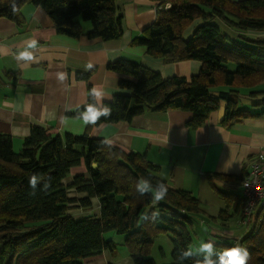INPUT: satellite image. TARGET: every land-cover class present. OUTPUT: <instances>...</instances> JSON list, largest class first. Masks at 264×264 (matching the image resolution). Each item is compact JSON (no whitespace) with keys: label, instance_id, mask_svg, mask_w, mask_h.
Returning a JSON list of instances; mask_svg holds the SVG:
<instances>
[{"label":"trees","instance_id":"obj_1","mask_svg":"<svg viewBox=\"0 0 264 264\" xmlns=\"http://www.w3.org/2000/svg\"><path fill=\"white\" fill-rule=\"evenodd\" d=\"M120 0H0V17L22 27L26 4L43 7L59 33L72 37L87 35L105 40L123 36L124 15ZM157 8L155 21L141 36L132 40L145 45L147 52L166 63L199 60L200 71L190 77H163L143 63L119 58L108 68L133 78H121L119 85L130 93H115L100 104L92 96L88 103L108 107L111 112L96 124L129 121L148 109H183L193 113L191 127L203 125L210 113L226 102L224 124L261 117L264 110L252 111L242 99L264 95L256 88L264 82V0H152ZM171 6L164 8V4ZM15 6L16 11H13ZM161 7V8H160ZM199 23L190 37L186 30ZM87 21L88 28L82 22ZM232 30V31H229ZM234 32V33H232ZM92 69L78 71L89 80ZM264 104V98L261 100ZM92 124L82 134L54 135L35 126L16 150L11 134L0 132V264H85L87 257L103 249L114 250L116 243L105 238L107 231L124 235L135 264H176L180 251L198 247L194 217L205 214L200 199L192 191L173 186L161 174V167L146 153L126 151L106 139L90 135ZM84 162L87 175L77 174L69 185L64 179L73 166ZM248 170L227 178L235 186L242 183ZM35 174L38 183L30 187ZM207 181L223 196L224 208L216 220L241 215L246 198L241 192L217 189L213 177ZM168 186L165 200L155 203L151 193L136 191L140 178ZM237 187V186H236ZM85 197L70 196L71 189ZM93 197L100 201V212L75 218L69 211L72 203L92 208ZM160 215L152 219L151 213ZM198 217V216H197ZM249 231L239 238L218 239V251L239 244L249 252L247 264H264V205L258 204ZM171 234L172 259L159 263L151 247L160 234ZM207 242V241H205ZM193 256L185 264H195Z\"/></svg>","mask_w":264,"mask_h":264},{"label":"crops","instance_id":"obj_2","mask_svg":"<svg viewBox=\"0 0 264 264\" xmlns=\"http://www.w3.org/2000/svg\"><path fill=\"white\" fill-rule=\"evenodd\" d=\"M156 7L152 0H120L124 33L122 37L110 40L87 35L76 38L59 33L47 11L29 3L22 7L26 18L22 27L0 17V132L11 134L14 147L20 148L35 126L61 136L84 133L90 123H85L82 118L85 110L80 108L88 103L90 87L103 93L98 101L100 104L111 100L115 93H130L120 87L119 80L133 78L108 68V63L119 58L143 63L165 78L196 75L202 67L199 60L166 63L150 55L145 45L132 42L155 21ZM199 23V19L195 20L185 36L190 37ZM83 24L87 29L88 24ZM30 40L36 41L35 48L28 47ZM24 52L33 59H22L21 53ZM89 64L92 65L90 69L86 67ZM91 69L89 80L77 76L78 71ZM61 74L66 77L63 82L58 79ZM256 88L264 90V85ZM262 98L264 95L261 94L256 97L245 95L242 102L246 107L248 103L259 105ZM225 108L226 102L221 101V106L196 128L188 124L194 116L189 110L148 109L129 121L95 122L90 135L104 138L126 151L146 153L152 162L160 165V174L170 184L192 191L200 202H205L202 192L206 187L212 188L207 181L208 174H222L221 178L213 177L214 182L238 188L242 193V183L236 187L227 178L232 179L231 175L248 170L250 162L264 150V115L224 124ZM70 174L64 179L67 185L73 182L75 175H87L85 164L72 168ZM86 195L71 189L72 197ZM91 201L92 208L83 207L76 201L69 211L75 218L98 214L99 199L93 197ZM224 205L222 199L216 205L217 211H210L209 207L202 205L206 213L194 217L199 240L215 242L233 238L239 241L249 231V227L242 224L241 215L232 214L224 220L209 217L218 216ZM109 235L107 239L115 242L116 235ZM124 239L123 248L103 249L87 257L85 264H135Z\"/></svg>","mask_w":264,"mask_h":264},{"label":"clouds","instance_id":"obj_3","mask_svg":"<svg viewBox=\"0 0 264 264\" xmlns=\"http://www.w3.org/2000/svg\"><path fill=\"white\" fill-rule=\"evenodd\" d=\"M13 11H16L15 6H13ZM28 47L35 48L36 41L30 40ZM21 58L26 60L33 59L28 52L21 53ZM86 67L90 69L92 65L89 64ZM58 79L63 82L66 77L64 74H61ZM91 94L96 101H99L103 95L102 92L95 88L92 89ZM110 112L111 110L108 107H98L96 104H89L86 106L85 112L82 113V118L86 124H95L101 116L107 117L110 115ZM37 183L38 177L33 174L29 179V185L35 189ZM136 191L141 195L151 193L153 201L159 203L165 200L168 193V186L163 181H158L153 184L150 179L142 177L136 183ZM159 215V211H153L151 213L152 219L157 218ZM193 256L199 257L195 260V264H247L249 260L248 250L239 244L218 251L215 242L209 239L207 242L201 241L196 248L189 247L181 250L176 258V264H185Z\"/></svg>","mask_w":264,"mask_h":264},{"label":"rangeland","instance_id":"obj_4","mask_svg":"<svg viewBox=\"0 0 264 264\" xmlns=\"http://www.w3.org/2000/svg\"><path fill=\"white\" fill-rule=\"evenodd\" d=\"M83 22H87V21H83ZM83 22H82V24H83ZM87 23L90 24L89 22H87ZM193 24H194V21L192 22L190 27L187 29V31L191 28V26H193ZM83 26L85 27L84 24H83ZM187 31H186V34H187ZM259 85L263 86L264 83L262 82ZM243 104H245V103L243 102ZM246 105L248 106L249 109H251L252 111H255V112L256 111H261L262 109H264V104L256 105V104L248 103ZM15 147H16L17 150L20 149L19 146H15ZM77 167H79V165L73 166L72 168L74 169V168H77ZM72 168L70 169V173H71ZM70 175L71 174H69V176ZM215 186L217 187V189L223 190L225 192H230V191H235V192L239 191L240 192V190L238 188L224 187L221 184V182H219V181L215 182ZM202 195L206 199H205V202L204 201L201 202V205H204L203 207L207 208V209L209 207L210 211H217V210H215V209H217L216 205L220 201V199H222L223 196L222 197L219 196L218 193L214 192V190L212 188H209V187H206L203 190ZM222 200H224V199H222ZM109 234H113V235L115 234L116 235V237H115L116 241L115 242H116L117 249L123 248L122 240H123V238L125 236L122 235V234H118V233H116L115 231H112V230L111 231H107L104 234V236H106V238H108L110 236ZM171 238H172L171 234H164V233L160 234L159 237L155 238V241H154V243H153V245L151 247V254L157 260V262L162 263V262L171 261V259H172L171 252H172V249L174 247V244H173ZM193 248H196V246H194Z\"/></svg>","mask_w":264,"mask_h":264},{"label":"built area","instance_id":"obj_5","mask_svg":"<svg viewBox=\"0 0 264 264\" xmlns=\"http://www.w3.org/2000/svg\"><path fill=\"white\" fill-rule=\"evenodd\" d=\"M170 6V2L164 4V8ZM242 194L246 198L242 223L248 224L253 218L256 206L259 203L264 205V150H261L258 156L250 162L248 172L242 182Z\"/></svg>","mask_w":264,"mask_h":264}]
</instances>
